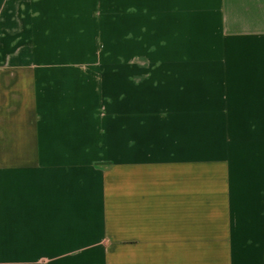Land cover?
Returning <instances> with one entry per match:
<instances>
[{
    "label": "crops",
    "instance_id": "1",
    "mask_svg": "<svg viewBox=\"0 0 264 264\" xmlns=\"http://www.w3.org/2000/svg\"><path fill=\"white\" fill-rule=\"evenodd\" d=\"M0 264H264V0H0Z\"/></svg>",
    "mask_w": 264,
    "mask_h": 264
}]
</instances>
